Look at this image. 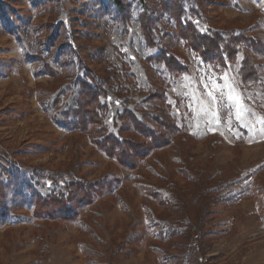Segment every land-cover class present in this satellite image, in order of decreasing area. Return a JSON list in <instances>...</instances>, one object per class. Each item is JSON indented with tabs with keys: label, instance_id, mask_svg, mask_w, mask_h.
Returning a JSON list of instances; mask_svg holds the SVG:
<instances>
[{
	"label": "rangeland",
	"instance_id": "obj_1",
	"mask_svg": "<svg viewBox=\"0 0 264 264\" xmlns=\"http://www.w3.org/2000/svg\"><path fill=\"white\" fill-rule=\"evenodd\" d=\"M166 1L0 0V181L15 207L0 224V264H264V83H243L239 63L204 61L163 9ZM186 1L201 32L264 36V0ZM163 50L189 70L175 75L149 60ZM251 54L264 81V56ZM78 56L108 91L112 133L119 135L123 110L151 123L160 105L180 126L139 170L65 126L83 72ZM157 88L164 104L152 96ZM228 95L249 110L244 120L235 119ZM107 179L119 184L75 208L81 214L72 220L37 218L20 194L23 181L47 195L73 180Z\"/></svg>",
	"mask_w": 264,
	"mask_h": 264
},
{
	"label": "trees",
	"instance_id": "obj_2",
	"mask_svg": "<svg viewBox=\"0 0 264 264\" xmlns=\"http://www.w3.org/2000/svg\"><path fill=\"white\" fill-rule=\"evenodd\" d=\"M116 6H121V0H112ZM186 0H168L163 9L169 11L176 22L179 34L188 47L199 54L204 61L215 66L227 67L229 63H239V78L246 84L264 83L261 72L251 54L264 56V36L256 37L245 34L232 35L224 31L201 32L197 26L188 19ZM142 30L148 46L157 45L156 35L149 29V21L143 19ZM241 58V60H240ZM157 64L164 65L169 72L182 75L189 69L186 64L178 59L171 51L163 50L149 58ZM77 65L82 70L74 82L75 106L67 111L69 119L66 127L69 129L89 133L90 141L108 157L114 158L123 167L130 170H139L143 161L158 149L170 145L181 134L178 123L165 113L160 105L158 112L151 117V123L140 120L136 114L125 109L117 115L120 121L119 135L112 133L107 125L105 115L108 106L104 100L108 91L99 79L97 73L84 64L83 59L77 57ZM85 65V66H84ZM45 69H50L49 63L44 64ZM75 83V84H74ZM158 96L159 102L166 101L165 90L157 88L152 96ZM60 124V123H57ZM135 133L136 137L126 139L124 133ZM16 174H13V176ZM12 176V175H10ZM119 184V180H103L86 183L77 180L71 181L63 191H52L41 195L28 185L27 181L20 183V194L29 206L33 207V214L37 218H61L72 220L81 212L79 209L93 203L96 197L112 191ZM9 185L0 181V224L8 222L14 215L15 207L9 205L6 188ZM26 188L29 193H26ZM156 199L164 198L161 193L153 191L151 194ZM83 196L84 198H79ZM77 198L78 202H74ZM163 202L166 203L164 198ZM79 211V212H78ZM158 229L163 228L158 224ZM164 231H166L164 229Z\"/></svg>",
	"mask_w": 264,
	"mask_h": 264
},
{
	"label": "snow or ice",
	"instance_id": "obj_3",
	"mask_svg": "<svg viewBox=\"0 0 264 264\" xmlns=\"http://www.w3.org/2000/svg\"><path fill=\"white\" fill-rule=\"evenodd\" d=\"M207 95L211 98V100L213 102L216 101L217 97L215 95H213V92L212 91H209L207 93ZM227 98H228V100L234 102V107L236 108V111H235V119L237 121L244 120L245 117H246V114L248 113L249 110L240 103V99L238 97H234L232 95H228ZM211 115L213 117H216L217 118V122H219L218 117H217V113L215 111H212L211 112Z\"/></svg>",
	"mask_w": 264,
	"mask_h": 264
}]
</instances>
